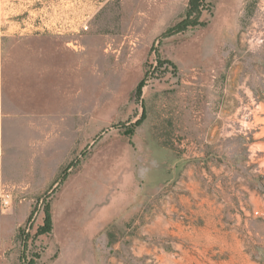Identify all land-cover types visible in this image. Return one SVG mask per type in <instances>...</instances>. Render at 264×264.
<instances>
[{"label":"rangeland","instance_id":"rangeland-1","mask_svg":"<svg viewBox=\"0 0 264 264\" xmlns=\"http://www.w3.org/2000/svg\"><path fill=\"white\" fill-rule=\"evenodd\" d=\"M0 264H264V0H0Z\"/></svg>","mask_w":264,"mask_h":264}]
</instances>
